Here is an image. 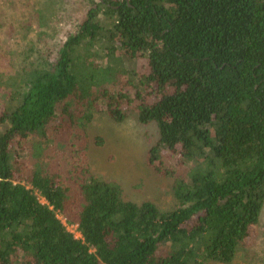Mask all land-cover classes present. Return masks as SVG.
I'll use <instances>...</instances> for the list:
<instances>
[{
	"label": "trees",
	"instance_id": "1",
	"mask_svg": "<svg viewBox=\"0 0 264 264\" xmlns=\"http://www.w3.org/2000/svg\"><path fill=\"white\" fill-rule=\"evenodd\" d=\"M20 18L37 43L14 67L0 39V264H231L248 250L264 208V0H30ZM99 111L156 126L146 160L174 206L94 175Z\"/></svg>",
	"mask_w": 264,
	"mask_h": 264
},
{
	"label": "rangeland",
	"instance_id": "2",
	"mask_svg": "<svg viewBox=\"0 0 264 264\" xmlns=\"http://www.w3.org/2000/svg\"><path fill=\"white\" fill-rule=\"evenodd\" d=\"M28 2L0 0V39L9 50L14 67L21 63L23 49L37 43L32 28L17 24L26 14ZM1 68L6 66L2 64ZM87 131L90 137L102 140L98 145L92 141L87 150L88 162L97 178L117 181L131 200H151L162 208L175 205L171 180L157 176L147 164V151L158 137L154 124L140 123L134 113L116 122L106 112L99 111L93 114ZM249 247L242 249L231 264H264V208L256 239Z\"/></svg>",
	"mask_w": 264,
	"mask_h": 264
},
{
	"label": "built area",
	"instance_id": "3",
	"mask_svg": "<svg viewBox=\"0 0 264 264\" xmlns=\"http://www.w3.org/2000/svg\"><path fill=\"white\" fill-rule=\"evenodd\" d=\"M61 219H62L63 223L66 225L67 229L69 231L73 232L76 237H80L81 236L80 232L78 231L77 224H67L65 222L64 218H61Z\"/></svg>",
	"mask_w": 264,
	"mask_h": 264
}]
</instances>
